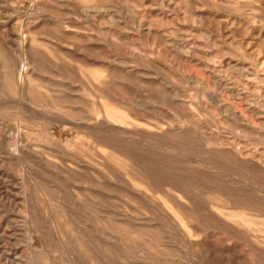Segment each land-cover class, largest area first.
I'll return each instance as SVG.
<instances>
[{
	"label": "rangeland",
	"instance_id": "374dc122",
	"mask_svg": "<svg viewBox=\"0 0 264 264\" xmlns=\"http://www.w3.org/2000/svg\"><path fill=\"white\" fill-rule=\"evenodd\" d=\"M263 144L264 0H0V264H264Z\"/></svg>",
	"mask_w": 264,
	"mask_h": 264
},
{
	"label": "bare ground",
	"instance_id": "6f19581e",
	"mask_svg": "<svg viewBox=\"0 0 264 264\" xmlns=\"http://www.w3.org/2000/svg\"><path fill=\"white\" fill-rule=\"evenodd\" d=\"M30 47V46H29ZM47 54H49V53H47ZM50 55V54H49ZM26 71V70H25ZM5 72V71H4ZM9 72V71H8ZM95 72V71H94ZM102 72V71H101ZM104 72V71H103ZM6 73V72H5ZM8 74V73H7ZM9 74H10V72H9ZM28 74V73H27ZM10 76V75H9ZM12 76H15L16 77V73H15V75H12ZM12 76H10V77H12ZM106 76H108L107 74H106ZM3 78V80L6 78H4V77H2ZM16 79V78H15ZM12 80H13V78H12ZM17 80V79H16ZM16 80H13V82L14 81H16ZM6 81V79L4 80V82ZM6 82H8V79H7V81ZM17 82V81H16ZM16 82H15V84H16ZM107 83V82H106ZM3 84H5V83H3ZM18 84V83H17ZM12 85V84H11ZM2 86H4V85H2ZM7 86H8V84H6V88H7ZM10 86V85H9ZM14 86V85H13ZM22 86V85H21ZM17 86H15V87H13V88H16ZM19 87V86H18ZM6 88H4V89H6ZM10 88V87H9ZM8 88V89H9ZM12 88V87H11ZM23 88V87H22ZM22 88H21V90H22ZM27 88H28V85H27ZM3 90V89H2ZM7 90V89H6ZM10 92H9V94L11 93V94H13L12 92L14 91H12L11 89L9 90ZM12 91V92H11ZM19 91V90H18ZM18 91L16 92V90L14 91V92H16V93H18ZM235 93V92H234ZM15 94V93H14ZM28 94V93H27ZM16 95V94H15ZM61 96V95H60ZM29 99V98H28ZM35 101V100H34ZM105 101V100H104ZM34 103V102H33ZM35 103H38V101L36 102L35 101ZM34 103V104H35ZM106 104V103H105ZM49 106L52 108V109H55V108H57V105L55 104V103H52V102H49ZM117 107V106H116ZM93 108V107H92ZM120 109V108H119ZM123 109V108H122ZM121 109V110H122ZM134 109H135V107H134ZM101 113L103 114V116H104V119L107 121V122H112L111 120L113 119V115H112V113H111V110H110V108L108 107V106H101ZM139 111V110H138ZM99 112V111H98ZM115 112V111H114ZM123 112V111H122ZM125 112V111H124ZM127 112V111H126ZM125 112V113H126ZM4 113V112H3ZM96 113V112H95ZM95 113H93V114H95ZM128 115V114H127ZM122 116V115H121ZM57 117V116H56ZM126 117V116H125ZM112 118V119H111ZM101 119V118H100ZM129 119V118H128ZM55 120V119H54ZM126 120H127V118H126ZM150 125V124H149ZM146 126V125H145ZM91 127V126H90ZM93 128V127H92ZM89 129V128H88ZM94 129H96V128H94ZM93 129V130H94ZM153 129V128H152ZM51 130V129H50ZM98 130H100V129H98ZM98 130H96V131H98ZM130 130V129H129ZM135 129L133 128V131H134ZM125 131V130H124ZM123 131V132H124ZM169 131V130H168ZM90 132H93V131H91L90 130ZM95 132V131H94ZM93 132V133H94ZM141 131H139V133H140ZM98 133V132H97ZM132 133V132H131ZM131 133H130V136H132L134 133H132V135H131ZM167 133V132H166ZM136 134H137V131H136ZM136 134L134 135V136H136ZM165 134V133H164ZM169 134V133H168ZM185 134V133H184ZM95 135V134H94ZM156 135V134H155ZM175 135V134H174ZM133 136V137H134ZM138 136V135H137ZM140 136H141V134H140ZM177 136H178V134H177ZM123 138H124V136H123ZM140 138V137H139ZM142 138V137H141ZM200 140V139H199ZM132 141V140H131ZM134 141V140H133ZM209 142H210V140H209ZM237 142V141H236ZM111 144V143H110ZM210 145V144H209ZM223 145V144H222ZM233 145V144H232ZM235 145H236V143H235ZM264 145V144H263ZM103 146V145H102ZM206 146V145H205ZM237 146V145H236ZM242 146V145H241ZM121 147V146H120ZM139 147V146H138ZM209 147V146H208ZM227 147V146H226ZM229 147V146H228ZM231 147V146H230ZM229 147V148H230ZM103 148V147H102ZM101 148V149H102ZM105 148V147H104ZM107 148V147H106ZM238 148V147H237ZM240 148V147H239ZM133 149V148H132ZM232 149V148H231ZM242 150H243V148H241ZM100 150V148L98 149V151ZM103 150V149H102ZM110 150V149H109ZM129 150H130V148H129ZM153 150V149H152ZM250 150V149H249ZM29 151V150H28ZM130 151H132V150H130ZM150 151V150H149ZM158 151V150H157ZM232 151V150H231ZM263 151V150H262ZM15 152V151H14ZM104 153V155H107V157L109 158V157H114V152L112 151V152H110V151H108V153H105V152H107L106 150H104V151H101V153ZM136 152V151H135ZM167 152V151H166ZM220 152V151H219ZM29 153V152H28ZM122 153V152H121ZM126 153V152H125ZM134 153V152H133ZM222 153V152H221ZM234 153V152H233ZM249 153V152H248ZM251 153V152H250ZM19 154H21V153H19ZM124 156L125 155H127V154H124V153H122ZM128 154H129V152H128ZM211 154V153H210ZM232 154V153H231ZM235 154V156L237 155V152L236 153H234ZM242 154H243V152H242ZM245 154V153H244ZM252 154V153H251ZM122 155V156H123ZM136 155H138V154H136ZM218 155V154H217ZM229 155V154H228ZM239 155H241V154H239ZM249 155V154H248ZM263 155V154H262ZM261 155V156H262ZM132 156V155H131ZM134 156V155H133ZM174 156V155H173ZM223 156H224V153H223ZM250 156V155H249ZM127 157H128V155H127ZM221 157V156H220ZM225 157V156H224ZM229 157V156H228ZM254 157V156H253ZM256 157V156H255ZM130 158V157H129ZM239 158V157H238ZM264 158V157H263ZM132 159V158H131ZM242 159V158H241ZM246 159V158H245ZM248 159V158H247ZM257 159V158H256ZM136 160V159H135ZM159 160V159H158ZM164 160V159H163ZM238 160V159H237ZM260 160V159H259ZM132 161H134V159L132 160ZM231 161H233V160H231ZM261 161V160H260ZM168 161H166V163H167ZM236 162V161H235ZM255 162V161H254ZM121 163V162H120ZM137 163V162H136ZM140 163V162H139ZM161 163V162H160ZM249 163V162H248ZM256 163V162H255ZM261 163V162H260ZM144 164V163H143ZM258 164V163H257ZM263 164V163H262ZM140 165V164H139ZM145 165V164H144ZM247 165V164H246ZM245 165V166H246ZM121 168L124 170V172H126V173H128L129 174V171L127 170V167H126V165L125 164H123V161H122V163H121ZM141 166V165H140ZM200 166V165H199ZM248 166V165H247ZM246 166V167H247ZM257 166H259V165H257ZM164 167V166H163ZM259 167H261V168H264V167H262V166H259ZM144 168V167H143ZM260 168V169H261ZM77 169V168H76ZM140 169V168H139ZM248 169V168H247ZM251 169H252V167H251ZM259 169V170H260ZM103 171V170H102ZM140 171H144L145 172V168H144V170L141 168V170ZM248 171V170H247ZM253 171V170H252ZM108 172V171H107ZM144 172H142V173H144ZM146 172H148V171H146ZM145 172V173H146ZM111 173V172H110ZM247 173V172H246ZM151 174V173H150ZM108 175V174H107ZM259 175V174H258ZM110 176V175H109ZM108 176V177H109ZM152 176H155V175H152ZM213 176V175H212ZM248 176V175H247ZM111 177V176H110ZM167 177V176H166ZM240 177V176H239ZM251 177V176H250ZM114 178V177H113ZM189 178V177H188ZM181 179V178H180ZM178 180V179H177ZM192 180V179H191ZM167 181V180H166ZM210 181V180H209ZM192 182H194V181H192ZM245 182V181H244ZM189 183V182H188ZM187 183V184H188ZM132 184L134 185V186H138V187H142L141 186V184L139 185V184H137L136 182H134V181H132ZM189 184H192V183H189ZM194 184V183H193ZM245 184V183H244ZM177 185H179V184H177ZM176 185V186H177ZM205 187V186H204ZM144 187H142V189H143ZM220 188V187H219ZM141 189V188H140ZM197 189V188H196ZM221 189V188H220ZM219 189V190H220ZM223 189V188H222ZM227 189V188H226ZM218 190V191H219ZM231 190V189H230ZM175 191H177V190H175ZM215 191V190H214ZM223 191H224V189H223ZM227 191H229L228 189H227ZM257 191V190H256ZM260 191V190H259ZM232 192V191H231ZM138 193V192H137ZM180 193V192H179ZM204 193V192H203ZM205 193H208L209 194V192H205ZM224 193V192H223ZM225 193H226V191H225ZM194 194H195V192H194ZM211 194V193H210ZM227 194H229V193H227ZM231 194H233V193H231ZM234 194H237V193H234ZM233 194V195H234ZM181 195V194H180ZM212 195V194H211ZM215 195L217 196L218 195V193L216 194L215 193ZM230 195V194H229ZM228 195V196H229ZM246 195V194H245ZM175 196H176V194H175ZM219 196V195H218ZM208 197H210V196H208ZM213 197V196H212ZM212 197H210V198H212ZM231 197V196H230ZM235 197H236V195H235ZM244 197V196H243ZM156 198V197H155ZM154 198V199H155ZM148 199V198H147ZM152 199V198H151ZM186 199V198H185ZM206 199V198H205ZM227 199H229V198H227ZM236 199V198H235ZM249 199H251V198H249ZM199 200V199H198ZM201 200V199H200ZM210 200V199H209ZM213 200V199H212ZM231 200V199H230ZM233 200V199H232ZM239 200V199H238ZM256 200H257V198H256ZM155 201V200H154ZM182 201H184L183 199H182ZM245 201V200H244ZM248 201V200H247ZM252 201V200H251ZM157 202V201H156ZM192 202H193V200H192ZM191 202V203H192ZM209 202V201H208ZM219 202V201H218ZM217 202V203H218ZM226 202V201H225ZM246 202V201H245ZM154 203V202H153ZM200 203H201V201H200ZM241 203H244V202H241ZM249 203V202H248ZM161 204H162V207H164V209L166 210V212L169 214V215H171L172 216V218L174 219V221L177 223V225L179 226V228L181 229V231L185 234V236L188 238V239H191L192 237H193V233H192V231L194 230L193 229V227L190 225V220L187 218V217H185L183 214H182V212L180 211V209L178 208V207H174V206H170L169 205V202L168 201H164L163 200V202H161ZM171 204H173V203H171ZM202 204V203H201ZM226 204V203H225ZM228 204V203H227ZM260 204V203H259ZM262 204H264V203H262ZM154 205V204H153ZM195 205H196V203H195ZM253 205V204H252ZM151 206V205H150ZM189 206H191V205H189ZM224 206V205H223ZM227 206V205H226ZM249 206V205H248ZM196 207V206H195ZM211 208V207H210ZM237 208V207H236ZM242 208V207H241ZM196 209H197V207H196ZM223 209V208H222ZM221 209V210H222ZM229 209V208H228ZM233 209H234V207H233ZM248 209V208H247ZM251 209V208H250ZM161 210V209H160ZM210 210V209H209ZM238 210V209H237ZM243 210V209H242ZM192 211V210H191ZM240 211V210H239ZM246 211V210H245ZM252 211V210H251ZM258 211V210H257ZM150 212V211H149ZM158 212V211H157ZM207 212V211H206ZM223 212V211H222ZM198 213H199V211H198ZM197 213V214H198ZM213 213V212H212ZM194 214V213H193ZM207 214V213H206ZM223 214V213H222ZM196 215V214H195ZM208 215V214H207ZM210 215V214H209ZM264 215V214H263ZM202 216H204V215H202L201 214V218H202ZM215 216H216V214H215ZM228 216V215H227ZM251 216V215H250ZM192 217H194V216H192ZM196 217V216H195ZM198 218V217H197ZM214 218V217H213ZM199 219V218H198ZM207 219V218H206ZM206 219H205V221H206ZM215 219V218H214ZM219 219V218H218ZM244 219V218H243ZM255 219V218H254ZM197 220V219H196ZM208 221H210V220H208ZM223 221V220H222ZM235 221V222H234ZM244 221V220H243ZM242 220H236V219H234L233 220V222H234V224H233V226L234 227H236L239 231H243V233H245V234H247L249 237V239H250V242H251V246H253V249L255 248V249H260V250H262L263 251V253H264V240L262 239V237L261 236H257V234L255 235L254 233H256L257 231H256V229L255 228H252L250 225H247L245 222H243ZM198 222L200 223V219L198 220ZM258 222V221H257ZM227 223V222H226ZM259 223V222H258ZM217 224V223H216ZM218 224H221V223H218ZM169 225V224H168ZM194 225H196V228H197V224L195 223ZM178 226H176V228L178 227ZM211 226V225H210ZM213 226V225H212ZM223 226V225H222ZM214 227H216V226H214ZM218 227V226H217ZM216 227V228H217ZM168 228V227H167ZM212 228V227H211ZM216 228H215V230H216ZM223 228H225V227H223ZM226 229H228V228H226ZM53 230H56V229H53ZM61 230V229H60ZM171 230V229H170ZM263 230V229H262ZM176 231V230H175ZM218 231V230H217ZM230 231H231V229H230ZM57 232H58V230H57ZM220 232V231H219ZM222 232V231H221ZM233 232V231H232ZM224 233V232H223ZM222 233V234H223ZM235 233V232H234ZM242 233V234H243ZM201 234V233H200ZM221 234V235H222ZM241 234V235H242ZM67 235V234H66ZM178 235H179V233H178ZM227 235V234H226ZM240 235V236H241ZM246 235V236H247ZM75 236H76V234H75ZM194 236H196V235H194ZM223 236H224V234H223ZM240 236H238L239 237V239H240ZM66 237V236H65ZM184 237V236H183ZM198 237V236H197ZM70 238H72V237H70ZM84 238V237H83ZM196 238V237H195ZM200 238V237H199ZM231 237L229 236V239H230ZM244 238L246 239V237L244 236ZM61 239V238H60ZM75 239V238H74ZM171 239V238H170ZM182 239V238H181ZM244 239V240H245ZM63 240H64V238H63ZM61 241V242H63L64 243V241ZM77 240V239H76ZM131 240V239H130ZM199 240V239H198ZM231 240H232V238H231ZM234 240V239H233ZM241 240V239H240ZM247 240V239H246ZM245 240V241H246ZM73 241V240H72ZM78 241H79V239H78ZM88 241H90L89 239H88ZM229 241V240H228ZM244 241V242H245ZM248 241V240H247ZM246 241V242H247ZM31 242H33V241H31ZM87 242V241H86ZM192 242V241H191ZM237 242V241H236ZM239 242H241V244H243L242 243V241H239ZM249 242V241H248ZM90 243V242H89ZM89 243H87L86 245H90ZM182 243H183V241H182ZM238 243V242H237ZM76 244V243H75ZM75 244L73 245L74 247H75ZM84 244V243H83ZM196 244V243H195ZM198 244V243H197ZM224 244V243H223ZM226 244V243H225ZM77 245H78V243H77ZM80 245H82V243L80 244ZM240 245V244H239ZM226 246V245H225ZM241 246V245H240ZM78 247H79V245H78ZM84 247V246H83ZM83 247L81 246V248L83 249ZM90 247H91V245H90ZM89 247V248H90ZM224 247V246H223ZM244 247L246 248V245H244ZM133 248V247H132ZM189 248H191V247H189ZM236 248V247H235ZM243 248V247H242ZM76 249V248H75ZM78 249V248H77ZM131 249V248H130ZM221 249V248H220ZM237 249V248H236ZM247 249H248V247H247ZM85 250V249H84ZM208 250V249H207ZM217 250H218V248H217ZM251 250V249H250ZM250 250H244V251H247L248 253H250L251 254V251ZM76 251V250H75ZM78 251V250H77ZM86 251V250H85ZM228 251H230V250H228ZM237 251V250H236ZM220 252V251H219ZM257 252V251H256ZM237 253V252H236ZM239 253V252H238ZM244 253H246V252H244ZM258 254H259V251L257 252ZM262 253V252H261ZM206 254V253H205ZM220 254H221V252H220ZM224 254H226V253H224ZM228 254V253H227ZM233 254V253H232ZM247 254V253H246ZM246 254H244V255H246ZM92 255V254H91ZM94 255V254H93ZM238 255V254H237ZM254 255V254H253ZM260 255V254H259ZM258 255V256H259ZM247 257H248V254L246 255ZM251 256H252V254H251ZM263 256V255H262ZM164 257V256H163ZM179 257H182V256H179ZM234 257V256H233ZM242 257V256H241ZM92 258V257H91ZM232 258V257H231ZM240 258V257H239ZM249 259H250V257H248ZM248 258H247V261H248ZM254 258V260H255V257H253ZM253 258H252V260H253ZM260 258H263V257H261L260 256ZM94 259V258H93ZM157 259V258H156ZM237 260V259H236ZM245 260H246V258H245ZM244 260V262H246ZM258 260V259H257ZM262 260V259H261ZM264 260V259H263ZM72 261V260H71ZM126 261V260H125ZM168 262V261H167ZM248 262H250V260L248 261ZM247 264H249V263H247ZM250 264H252V263H250ZM256 264V263H255Z\"/></svg>",
	"mask_w": 264,
	"mask_h": 264
}]
</instances>
